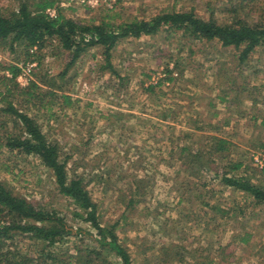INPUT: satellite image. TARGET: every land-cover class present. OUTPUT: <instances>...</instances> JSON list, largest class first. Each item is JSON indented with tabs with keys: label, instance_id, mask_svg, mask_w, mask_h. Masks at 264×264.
I'll return each instance as SVG.
<instances>
[{
	"label": "rangeland",
	"instance_id": "1",
	"mask_svg": "<svg viewBox=\"0 0 264 264\" xmlns=\"http://www.w3.org/2000/svg\"><path fill=\"white\" fill-rule=\"evenodd\" d=\"M59 6L65 16L83 22L105 15L115 23L147 19L174 9L193 10L204 19L213 15L218 22L237 14L264 24V0H59ZM15 7L16 0H0L1 12ZM29 54L24 62L21 46L0 44V65L21 67L19 87L34 81L48 89L45 75L54 81L51 110L37 104L29 112L60 143L69 173L84 178L101 224L115 225L133 264H264V204L215 176L229 170L222 160L210 158L207 168L200 167L202 161L181 166L175 148L185 139L179 130L207 144L210 135L225 138L228 159L243 162L234 174L264 187V45L240 62L232 47L161 30L115 45L110 60L120 78L104 67L100 47L83 52L63 76L69 52L57 42ZM149 84L156 86L155 94L144 91ZM164 106L171 109L167 114ZM0 180L82 231L63 239L58 249L90 242L92 229L74 217V204L57 191L52 173L35 156L0 146ZM14 243L33 244L19 236ZM107 264L120 263L111 254Z\"/></svg>",
	"mask_w": 264,
	"mask_h": 264
},
{
	"label": "trees",
	"instance_id": "2",
	"mask_svg": "<svg viewBox=\"0 0 264 264\" xmlns=\"http://www.w3.org/2000/svg\"><path fill=\"white\" fill-rule=\"evenodd\" d=\"M52 8L56 11L54 15L48 12ZM105 17L99 22H83L65 16L59 0H16L13 10L0 11V44L10 48L21 46L26 62L31 56L30 49L41 50L48 41L57 42L61 49L69 52L65 69L59 76L65 75L83 52L100 47L104 67L119 78L110 60L115 45L123 39L155 35L161 30L180 32L192 41H215L222 47H232L239 50L240 62H244L256 47L264 45V24H251L237 14L225 22H218L213 15L204 19L193 10L174 9L160 11L147 19L133 17L119 23L112 21V15ZM175 65H178L177 61ZM0 71V146L11 152L35 156L52 173L57 191L74 204V217L87 223L93 231L88 233L89 243L74 245L73 249H58L63 239L76 237L82 231H73L56 210L33 204L0 180V264H107L111 254L119 259L120 264H133L115 225L101 224L97 203L92 199L84 178L69 173V157L63 154L60 143L48 136L35 115L29 112L32 107L37 108V104L51 110L57 95L54 81L44 79L45 75L41 77L42 84L48 89L34 81L26 87H19L16 77L21 67L17 63L0 65ZM165 72L170 73L168 69ZM172 78L169 77L170 80ZM155 87L149 84L144 91L149 95L155 94ZM60 97L65 104L70 103L68 95L60 93ZM163 108L165 114L171 110L168 106ZM194 128L204 131L201 125ZM179 131L185 136L175 146L176 159L181 166L188 167V164L202 161L200 167L207 168L210 158L212 161L222 160V168L228 167L229 170L216 171L215 176L220 177L225 186L245 192L255 203L264 204V187L234 174L244 166L242 161L228 159V140L210 135L207 144L203 143V138L192 140L190 135L193 134L187 130ZM18 236L33 242L32 248L15 244Z\"/></svg>",
	"mask_w": 264,
	"mask_h": 264
}]
</instances>
